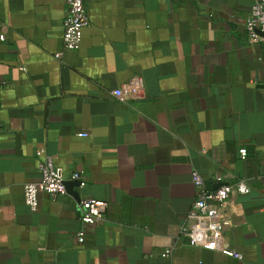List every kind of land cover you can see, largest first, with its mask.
<instances>
[{
	"label": "crops",
	"instance_id": "0c3cea01",
	"mask_svg": "<svg viewBox=\"0 0 264 264\" xmlns=\"http://www.w3.org/2000/svg\"><path fill=\"white\" fill-rule=\"evenodd\" d=\"M254 1L84 0L81 48L65 51L66 0H0V264H264ZM47 156L86 185L33 211L24 185ZM194 171L209 190L250 186L225 209L221 244L239 257L181 234ZM83 199L108 202L101 223L82 222Z\"/></svg>",
	"mask_w": 264,
	"mask_h": 264
},
{
	"label": "built area",
	"instance_id": "2783aa9c",
	"mask_svg": "<svg viewBox=\"0 0 264 264\" xmlns=\"http://www.w3.org/2000/svg\"><path fill=\"white\" fill-rule=\"evenodd\" d=\"M63 49L65 51H78L81 48L84 29L89 25V18L84 0H66L65 15L63 19ZM244 29L247 40L251 45L264 44V0H255L250 13L244 21ZM4 34H0V40H4ZM61 52L56 56L60 57ZM264 153V150H263ZM241 157L247 156V150H240ZM40 177L36 182L24 185V197L26 204L33 211L40 206L39 195L45 193L50 196L68 194L66 178L55 160L47 156L38 164ZM71 181L80 182L79 187H85L86 183L80 173H74ZM192 182L196 188V200L192 210L187 215L181 227L183 234L194 246L222 252L229 256L239 255L233 250L222 246V238L225 227L228 225L226 207L233 195H246L251 191L245 181L236 184H223L216 190L205 187L204 179L199 172L194 171ZM108 202L83 199L79 204L81 220L87 225L101 223L108 209ZM84 241V231L79 234V242ZM164 256H168L165 252Z\"/></svg>",
	"mask_w": 264,
	"mask_h": 264
},
{
	"label": "water",
	"instance_id": "95a60500",
	"mask_svg": "<svg viewBox=\"0 0 264 264\" xmlns=\"http://www.w3.org/2000/svg\"><path fill=\"white\" fill-rule=\"evenodd\" d=\"M76 185L77 186L80 185V182H78V181H67L66 182L67 191H69L70 193H74L73 189Z\"/></svg>",
	"mask_w": 264,
	"mask_h": 264
}]
</instances>
